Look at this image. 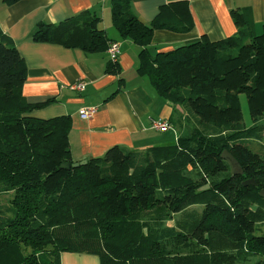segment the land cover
<instances>
[{"label": "trees", "instance_id": "1", "mask_svg": "<svg viewBox=\"0 0 264 264\" xmlns=\"http://www.w3.org/2000/svg\"><path fill=\"white\" fill-rule=\"evenodd\" d=\"M109 1L119 36L140 47L139 76L174 107L184 105L195 126L169 144L114 145L63 168L77 162L68 140L71 116L35 115L56 100H27L25 61L0 27V264H61L63 252L96 255L100 264H264V151L252 147L264 131V23L258 33L249 9L233 8L234 34H203L152 52L156 30L193 28L188 0L161 5L148 23L132 0ZM100 22L83 11L57 24L39 22L30 39L103 53L114 40ZM104 72L120 75L118 61L109 60ZM176 120H168L171 128ZM223 150L241 174H232ZM247 179L256 185H243Z\"/></svg>", "mask_w": 264, "mask_h": 264}, {"label": "crops", "instance_id": "2", "mask_svg": "<svg viewBox=\"0 0 264 264\" xmlns=\"http://www.w3.org/2000/svg\"><path fill=\"white\" fill-rule=\"evenodd\" d=\"M171 0H132L134 13L143 22H150L161 5ZM194 26L186 33L158 29L154 32L150 49L161 52L181 44L193 42L203 34L211 40L235 33L230 10L248 8L258 30L264 23V0H188ZM83 11H93L101 19L100 27L111 40L119 43L120 75L104 72L109 61L107 52L85 53L53 43L32 41L31 33L39 22L60 23ZM0 27L8 35L27 67L23 94L31 102L55 98V102L35 112L39 117L71 116L68 134L72 158L75 161L102 156L114 145L130 150H142L152 145L169 144L178 131L163 133L152 128L153 119L173 116L175 107L161 98L146 76H139L137 54L140 49L128 39H122L111 23L109 0H19L6 4L0 0ZM111 35V36H110ZM122 83L119 84V78ZM83 80L80 92L69 86ZM93 106L88 118L79 111ZM161 134L156 137L153 133ZM61 264H100L96 255L63 252Z\"/></svg>", "mask_w": 264, "mask_h": 264}, {"label": "rangeland", "instance_id": "3", "mask_svg": "<svg viewBox=\"0 0 264 264\" xmlns=\"http://www.w3.org/2000/svg\"><path fill=\"white\" fill-rule=\"evenodd\" d=\"M262 30V25L260 26V28L257 30V32L259 33ZM111 36V35H110ZM240 104H241V110H242V115H243V121L244 123L248 126L251 124V117L249 114V110H248V106H247V101L245 98L244 94H240ZM183 108H185L184 105H178L176 104L175 107V111H174V116L175 118H177L176 120V130L178 131V133H181L182 131H185L187 129H191L194 125V120L191 119L190 117H188L185 113V111H182ZM80 116V115H79ZM170 130V129H169ZM167 130V132L163 133V136H167L168 134H173V131H169ZM153 132V131H152ZM156 137H161V134L155 133L153 132ZM252 147L255 151L257 152H263L264 151V131L262 133V137L260 140H254ZM9 199V198H8ZM7 199V200H8ZM179 215H175V218H177ZM167 223L168 226H172L174 224L173 220H168L165 222V224ZM261 228L264 230V224L261 226Z\"/></svg>", "mask_w": 264, "mask_h": 264}, {"label": "built area", "instance_id": "4", "mask_svg": "<svg viewBox=\"0 0 264 264\" xmlns=\"http://www.w3.org/2000/svg\"><path fill=\"white\" fill-rule=\"evenodd\" d=\"M106 52L109 56V60H111L112 62H117L118 56H119V43L117 41H110ZM69 87L72 90L82 92L86 86L83 80H79V81L73 82ZM95 109L96 108L93 106L84 107L79 111V115L81 118H88L92 115ZM151 126L152 128H154L155 130L159 132H165L171 128L169 122L166 119H162V118L153 119Z\"/></svg>", "mask_w": 264, "mask_h": 264}, {"label": "water", "instance_id": "5", "mask_svg": "<svg viewBox=\"0 0 264 264\" xmlns=\"http://www.w3.org/2000/svg\"><path fill=\"white\" fill-rule=\"evenodd\" d=\"M221 158L226 160L229 163L232 174H241L242 173L241 165L239 164L237 159L231 153H229L227 150H223V152L221 153ZM86 162H87V160L83 159V160H80L77 162H73L71 165L69 163H63L62 167L63 168H69L70 166L77 167L79 165L85 164ZM242 184L243 185H248V184L256 185V182L253 179H247V180H244L242 182ZM261 195L264 196V190H261Z\"/></svg>", "mask_w": 264, "mask_h": 264}]
</instances>
